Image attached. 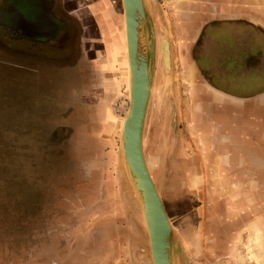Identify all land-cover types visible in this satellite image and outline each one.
I'll return each instance as SVG.
<instances>
[{
	"label": "rangeland",
	"instance_id": "1",
	"mask_svg": "<svg viewBox=\"0 0 264 264\" xmlns=\"http://www.w3.org/2000/svg\"><path fill=\"white\" fill-rule=\"evenodd\" d=\"M157 1L167 7L173 3V7L180 0ZM104 3L120 10V0ZM107 18L112 19L111 14ZM155 39L160 48L143 147L173 228V264H257L247 251L254 246L250 237L255 233L262 244L255 251L264 264V210L259 213L264 190L247 186L250 191L242 200L235 186L219 176L197 174L198 169L203 171L198 157L202 144L194 137L196 128H189L195 98L187 94L192 84L180 64L181 34L159 23ZM164 41L172 56L170 69L161 50ZM123 58L125 87L115 91V96L120 95L119 124L129 109L126 38ZM78 65L80 69L73 70L36 68L29 80L45 103L23 98L17 104L33 118L40 108L45 115L43 125L32 120V125L12 132L17 146L11 152L20 153L18 146H22L24 158L0 159V264H152L139 197L120 167L119 144L89 143L77 131L79 123L99 117L74 97L82 96L91 85L84 63ZM69 105L84 111L71 112ZM109 119H113L111 113ZM37 140L38 147L32 142ZM240 209L248 215L237 216Z\"/></svg>",
	"mask_w": 264,
	"mask_h": 264
},
{
	"label": "crops",
	"instance_id": "2",
	"mask_svg": "<svg viewBox=\"0 0 264 264\" xmlns=\"http://www.w3.org/2000/svg\"><path fill=\"white\" fill-rule=\"evenodd\" d=\"M50 1L54 0H0V159L24 158L22 146H18L19 155L12 153L17 142L12 141L13 128L30 126L32 120L39 126L43 121V108L35 118L17 108L23 98L45 103L29 80L35 69H80V61L91 85L82 96L74 97L85 109L99 114L79 123L77 131L86 136L80 139L118 145L121 117L116 103L120 95L115 96V91L125 87L121 0L120 10L118 6L110 9L104 0H56L58 11L50 8ZM172 4L150 2L148 17L156 30L163 23L181 34L180 64L192 84L187 94L195 98L196 112L188 115L189 128H196L194 137L202 144L198 157L203 171L198 169L197 174L219 176L220 181L235 186L240 199L250 191L247 186H260L262 191L264 0H180ZM91 27H96L93 33L87 31ZM113 99L108 106L107 101ZM71 106V112L84 111L79 105ZM32 142L38 147V140ZM92 154L101 157L95 151ZM259 207L263 214L264 201ZM245 211L237 210L236 215H248Z\"/></svg>",
	"mask_w": 264,
	"mask_h": 264
},
{
	"label": "water",
	"instance_id": "3",
	"mask_svg": "<svg viewBox=\"0 0 264 264\" xmlns=\"http://www.w3.org/2000/svg\"><path fill=\"white\" fill-rule=\"evenodd\" d=\"M150 2L156 3V0H123L131 74V100L130 108L124 116L123 141L125 157L132 174L124 163L121 136L118 141L120 167L126 180L129 177L132 185L136 186L140 205L141 199L143 200L154 264H173V228L148 170L143 148L145 116L153 87L157 56L155 25L148 17Z\"/></svg>",
	"mask_w": 264,
	"mask_h": 264
},
{
	"label": "bare ground",
	"instance_id": "4",
	"mask_svg": "<svg viewBox=\"0 0 264 264\" xmlns=\"http://www.w3.org/2000/svg\"><path fill=\"white\" fill-rule=\"evenodd\" d=\"M122 7H123V13H124L125 32H126L125 8H124L123 0H122ZM127 48H128V45H127V37H126V59H127V63H128V77H129V80H128L129 81V100H131V74H130V65H129V60H128V49ZM161 50H162V54H163V57H164L165 66L170 69V67H171V65H170L171 64V57L172 56L170 55V49H169L168 44H167L166 41L163 42V49H161ZM151 93H152V90H151ZM151 93H150V98H151ZM150 98H149V103H150ZM148 106H149V104H148ZM129 108H130V105H129ZM147 112H148V108H147V111H146V116H147ZM146 116H145V121H146ZM124 121H125V118L121 120V124H120V136H121V140H122V149H123L124 163H125V166L128 169V171L131 173L130 168H129V165H128L127 160H126V157H125V151H124V141H123ZM144 126H145V123H144ZM145 160H146V158H145ZM146 164H147V162H146ZM147 167H148V165H147ZM148 170H149V168H148ZM150 175H151V173H150ZM131 186H132V188L134 187L133 185H131ZM136 198H137V196H136ZM141 201L142 202H141L140 207H141V211H142L143 222H144L145 229H146V235H147L148 240H149L151 263L154 264L153 257H152L150 234H149V229H148V226H147V222H146V218H145V213H144V203H143V200L142 199H141ZM250 239L253 241L254 246L252 245V247H250V248L247 247V251H249L250 255H252L251 256V259L254 260L257 264H260L261 257L259 256L260 254L257 252V250L255 251V248H260L262 246L261 240H260L261 238L259 237V234L258 233H255V235H253L252 237H250ZM250 255H248V256H250ZM254 261H252V262H254Z\"/></svg>",
	"mask_w": 264,
	"mask_h": 264
},
{
	"label": "flooded vegetation",
	"instance_id": "5",
	"mask_svg": "<svg viewBox=\"0 0 264 264\" xmlns=\"http://www.w3.org/2000/svg\"><path fill=\"white\" fill-rule=\"evenodd\" d=\"M49 5H50V8H52V9L54 8V9H56L55 11H58V6H57V3H56V0H54L53 2L50 1ZM41 42L43 43V42H45V40H42ZM158 48H160V47L157 46V50H158Z\"/></svg>",
	"mask_w": 264,
	"mask_h": 264
},
{
	"label": "trees",
	"instance_id": "6",
	"mask_svg": "<svg viewBox=\"0 0 264 264\" xmlns=\"http://www.w3.org/2000/svg\"><path fill=\"white\" fill-rule=\"evenodd\" d=\"M15 128H13V131H14ZM17 146V144H15ZM11 180H12V177H11Z\"/></svg>",
	"mask_w": 264,
	"mask_h": 264
}]
</instances>
